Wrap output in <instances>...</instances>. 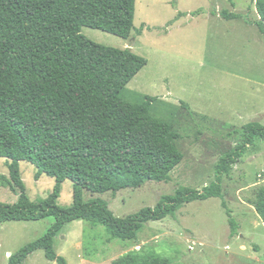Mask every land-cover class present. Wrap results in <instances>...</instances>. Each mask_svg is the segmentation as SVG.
Returning a JSON list of instances; mask_svg holds the SVG:
<instances>
[{
  "label": "trees",
  "instance_id": "obj_1",
  "mask_svg": "<svg viewBox=\"0 0 264 264\" xmlns=\"http://www.w3.org/2000/svg\"><path fill=\"white\" fill-rule=\"evenodd\" d=\"M253 25L264 41V0H255ZM135 0H0V158L8 178L0 186L17 196L14 204L0 203V224L37 222L54 224L37 240L10 255L8 264H24L42 251L46 260L68 264L56 254L54 238L65 225L83 221L102 227L109 241L138 243L142 229L152 222L174 219L193 202L221 200L231 236L237 224L224 200L222 181L230 168L257 140H264V125L251 121L227 137L240 140L219 157L212 181L200 190L177 188L159 198L152 208L118 218L97 196L136 190L147 183H168L183 160L172 122L153 113L156 105L170 108L173 120L178 107L157 97L122 96L127 85L147 65L129 48L120 50L85 38L83 28L128 40L141 35L134 28ZM224 20H239L225 11ZM137 100V101H135ZM180 108L194 118L189 106ZM31 164L35 181L54 180L47 198L32 202L25 192L19 163ZM72 183V204L57 205L64 182ZM84 191L93 199L84 202ZM264 225V187L254 203ZM110 264H170L150 251L117 258Z\"/></svg>",
  "mask_w": 264,
  "mask_h": 264
},
{
  "label": "rangeland",
  "instance_id": "obj_2",
  "mask_svg": "<svg viewBox=\"0 0 264 264\" xmlns=\"http://www.w3.org/2000/svg\"><path fill=\"white\" fill-rule=\"evenodd\" d=\"M223 11L239 14L241 19L224 20L219 16ZM255 20V0H135L134 28H149L142 30L136 42L133 34L123 40L82 29L81 34L96 44L120 50L132 48L135 55L147 60V66L122 96L157 97L164 104L178 107L173 120L172 110L160 103L153 113L160 117L158 112H165L164 119L172 122L173 131L180 135L176 145L182 162L168 183L150 182L136 190L97 196L115 217L152 208L161 196L172 195L177 188L200 190L207 186L219 157L240 140L237 135L227 137L246 124L236 112L250 115L248 122L264 125V112L252 116L253 112L264 111V41L253 25ZM181 102L208 119L194 116L191 122L188 112L180 108ZM19 169L29 200L47 198L54 180L42 176L35 181L36 170L26 162L19 163ZM0 176L8 178L1 158ZM262 187L264 140H257L222 181L224 200L237 224L234 236L221 200L208 199L184 205L174 219L148 223L139 233L137 244L109 241L102 227L74 221L54 238L53 248L68 264H110L128 254L150 251L170 264H264V225L254 209ZM93 198L84 191V202ZM16 200L15 194L0 186V203L12 205ZM71 204L72 183L66 181L57 205L67 208ZM53 224V218L0 224V264H8L10 255L43 236ZM24 264L56 263L37 251Z\"/></svg>",
  "mask_w": 264,
  "mask_h": 264
},
{
  "label": "crops",
  "instance_id": "obj_3",
  "mask_svg": "<svg viewBox=\"0 0 264 264\" xmlns=\"http://www.w3.org/2000/svg\"><path fill=\"white\" fill-rule=\"evenodd\" d=\"M178 14H179V13H178ZM178 14H177V15H178ZM181 14H182V13H181ZM255 14H256V11H255ZM256 16H257V14H256ZM181 17H182V16H181ZM181 17H180V18H181ZM180 18H179V19H176V22H178V21L180 20ZM138 38H139V37H138ZM133 41H134V40H133ZM135 42H136V39H135ZM134 44H135V43H134ZM130 50H133V49L130 48ZM146 66H147V65H146ZM146 66H145V67H146ZM145 67H144V68H145ZM144 68H143V69H144ZM143 69H142V70H143ZM142 70H141V71H142ZM227 111H228V110H227ZM246 111H247V110H246ZM192 112H193V111H192ZM229 112H231L233 115H235V113H233L231 110H229ZM263 112H264V111L253 112L254 114H252V116H255V115H256V116H262L261 113H263ZM193 114H194V116L197 117V118L204 119V120H207V119H208V116H207V117H206V116H202V115H199V114H197V113H195V112H193ZM236 114H237V116L239 115V116H238V119H241L240 121H242L243 123H246V124H247V123L251 122V121H249V122L247 121V120H249L248 118H249L250 115H249L248 117H245V116L243 115V113L236 112ZM189 118H190V116H189ZM190 119H191V118H190ZM192 121H193V120L191 119V122H192ZM219 123H220V122H219ZM243 123H241V124H243ZM241 124H240V125H241ZM202 138H205V137L202 136Z\"/></svg>",
  "mask_w": 264,
  "mask_h": 264
}]
</instances>
